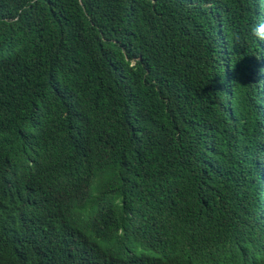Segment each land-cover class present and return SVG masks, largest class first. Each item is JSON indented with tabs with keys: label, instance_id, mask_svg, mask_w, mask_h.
I'll return each mask as SVG.
<instances>
[{
	"label": "trees",
	"instance_id": "trees-1",
	"mask_svg": "<svg viewBox=\"0 0 264 264\" xmlns=\"http://www.w3.org/2000/svg\"><path fill=\"white\" fill-rule=\"evenodd\" d=\"M259 9L0 0V264H264Z\"/></svg>",
	"mask_w": 264,
	"mask_h": 264
},
{
	"label": "clouds",
	"instance_id": "clouds-1",
	"mask_svg": "<svg viewBox=\"0 0 264 264\" xmlns=\"http://www.w3.org/2000/svg\"><path fill=\"white\" fill-rule=\"evenodd\" d=\"M259 13L262 14L261 18H255L253 25L249 27V35L254 40L255 46V65L254 75L255 81L258 87L260 99L257 104H250L247 112L254 119L256 123L260 125L261 132L264 136V0H260ZM237 74V73H235ZM234 72L230 73L229 79L233 88L228 89L227 95H222L218 104L225 110L229 111L232 116L235 112V108L242 110V106L239 101L238 92L240 87L235 83ZM246 119V116L245 118ZM238 147L244 152L246 160V176L250 180H259L264 182V143L263 146L258 149H250L245 147V142L240 143ZM264 203V200H263ZM159 261V258L156 259Z\"/></svg>",
	"mask_w": 264,
	"mask_h": 264
}]
</instances>
